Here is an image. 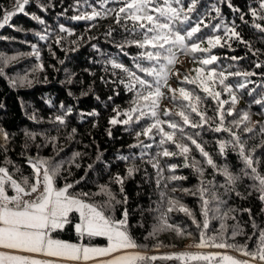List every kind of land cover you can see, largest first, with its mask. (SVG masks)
<instances>
[{"label": "trees", "instance_id": "1", "mask_svg": "<svg viewBox=\"0 0 264 264\" xmlns=\"http://www.w3.org/2000/svg\"><path fill=\"white\" fill-rule=\"evenodd\" d=\"M184 2L187 6L188 0ZM39 3L50 6L47 11H43L37 6ZM89 3L99 9L98 0H89ZM258 3L259 0H231V4L243 13H249L250 8L257 7ZM75 4L76 0H30L29 5L25 6L28 15L18 13L11 18L8 25L0 29V56L17 57L4 67L5 75L0 77V129L9 134L7 158L13 163L7 167L13 177L19 180L22 173L31 178L32 169L28 163V157L38 154L44 158L54 157L53 163H64L61 175L57 178V187L80 180V183L70 190L73 195L81 196L83 193H89L90 195L85 199L97 204L106 199L101 194L102 188L110 189L118 200L126 196L127 203L117 204L111 215L119 219L122 211L127 209L130 232L137 243L142 245L135 251L148 256L173 257L172 259H157L150 264H207L205 261L175 258L184 252L200 254L221 252L239 259H246L233 249L196 248L199 229L193 223L192 217L178 210L168 213V222L186 230L184 235H177L175 231L168 230L161 231L154 237L149 236L154 226L159 223L160 212L166 211L162 194L165 199L178 200L180 204L188 207L194 213L197 222H201L203 220L202 201L197 191L201 180L213 181L217 185H222L226 178L221 171L209 166L206 163L207 158L203 157L187 139L182 142L187 143L191 148L188 160H185L182 155L157 157L156 154L163 150L159 145L160 136L157 135L155 140H150L142 134L139 138L136 135L142 131L143 126L151 123L147 117L141 118L139 123L110 124L109 121L112 118L121 121L126 118L123 112L131 106L130 102L133 99V94L125 86L127 80L123 70L114 68L112 64L113 62L120 63L137 71L133 58L143 50L127 44L123 51L117 47L126 38L131 40L137 37L125 33L112 17L98 18L96 21L72 19L73 16L83 11H91L86 5L77 10L74 7ZM213 5L220 8L224 23L231 25L233 21L235 22L237 31L244 40L250 42L252 50H260L254 56L244 44L234 40L229 41L231 48L217 47L212 50V54L220 59L209 67H214L217 72L223 71L227 76L225 83L232 85L235 90V85L240 83L242 78L230 76L229 73L264 72V67H255L258 62L264 65V34L253 27L254 22L264 24V21H254L249 14L245 15V20L248 21L245 24L240 20L239 13L232 11L227 3H218L217 0H200L197 11L192 14L193 18L198 13L206 12H210L211 16L215 17L216 13L211 11ZM113 6L108 5V7ZM12 7L13 0H0V8L11 10ZM32 14L39 16L45 23L41 24L31 19ZM211 22L221 23L218 19ZM60 26L68 31H60ZM110 31L111 35H107ZM215 34L224 35L222 30ZM198 35H213V32L210 28H205ZM40 36L47 38L41 40ZM58 40L59 43H57ZM201 47L207 48L208 44L202 43ZM33 52H38V55H33ZM202 55L206 54H196L197 57ZM233 56L244 58L232 60ZM180 58H186L190 65L181 67L175 64L172 68L173 73L179 72L178 79L172 76L169 80L170 87L174 89L182 86L179 81H182L185 75L195 77L194 69L201 66L198 60L194 61L191 55L180 54L177 61ZM144 63L147 65V62ZM40 65H43V69ZM137 74L143 75L138 71ZM23 77H27L31 83L15 88L9 83V78ZM249 79L252 83L236 92L239 99L235 110L237 114L248 111L251 117L249 126L255 125V134H242V138L247 139L248 146H251L264 140V134L259 131L260 126L264 125V108L253 103L254 99H260L264 95V87H261L264 85V77L256 75ZM121 80L125 82L121 83ZM183 86L189 89L196 88V91L204 98L208 117H212L215 113L216 101L206 98V94L195 85L185 84ZM222 88L223 86L217 81L215 89L221 91ZM253 88L255 91L249 95L248 93ZM164 92L165 97L159 103L161 119L181 122L178 116H164L165 110L173 113L180 111L179 104L171 100L168 89H164ZM221 99L230 100V97L227 92L221 91ZM228 107L229 105H225L226 109ZM68 109L71 111H67ZM33 115L36 116V120L30 118ZM57 116H63L65 123L60 124L56 121ZM233 118H239V116H228L225 124L227 125ZM133 119L135 120L136 117L134 116ZM191 119L194 122L199 121L195 114ZM210 124L197 128L185 125L184 135L185 137L191 136L200 143L214 163L220 165L221 168L226 165L229 170L239 173L243 167V161L236 151L229 147L225 154H221L219 150V142L229 139L228 134L213 131L215 125L210 126ZM73 129L76 130L74 133ZM165 130H168L166 125ZM233 130L236 129L233 128ZM25 132L36 134L35 141H27L30 145L27 150L22 147L27 140ZM249 136L253 138L248 139ZM52 137L56 138L54 144L48 142L46 147H41L37 152L35 145H43ZM176 139L181 142L179 133ZM141 142L144 145L151 144V147H133V145H140ZM163 147L169 148L170 151H178L171 144H165ZM75 153H80V155L75 156ZM125 156L128 157L127 160L121 159ZM257 156L260 157L261 169L264 170V150H258ZM193 157L199 162L197 166L203 168V175L199 174L195 168L185 166L192 162ZM3 159L4 157L0 155V166H5ZM153 162L159 163L162 172L153 167ZM171 165L177 166L174 171L170 168ZM129 167L138 169L131 177L127 173ZM16 168L20 171L16 172ZM173 175L184 179H169ZM117 176L124 178L123 192L120 190L121 186L115 182ZM251 183L250 180L245 179L237 189L241 196L227 197L228 202L225 207L237 210L251 208L256 222L264 226V213L260 212V209L264 208V203L257 198L258 194L255 191H252V195H248ZM185 189L189 191L186 192ZM217 191L223 192V189L219 188ZM9 194H13L11 190ZM206 198L211 201V192ZM210 207H215V202H211ZM233 214L244 225L245 232L251 235L254 230L247 223L248 213ZM69 219L71 222L66 224L63 230L53 233L54 237L72 242L82 241L91 245L107 244V240L103 237H84L81 240L74 228L75 223L79 221L78 213L73 212ZM219 223L220 221L215 219L213 213L210 212L209 229L207 230L209 235L213 234L214 229L218 230ZM227 223L231 225L234 221L228 220ZM187 232L192 235L189 237ZM245 240V236H238L235 242L243 244ZM188 242L192 248L187 247ZM247 243L250 249L254 248L257 238L253 236Z\"/></svg>", "mask_w": 264, "mask_h": 264}, {"label": "snow or ice", "instance_id": "2", "mask_svg": "<svg viewBox=\"0 0 264 264\" xmlns=\"http://www.w3.org/2000/svg\"><path fill=\"white\" fill-rule=\"evenodd\" d=\"M217 2L227 3L232 11L239 13L240 20L245 24L248 23L245 20V15L249 14L254 21H264V0H259L258 6L250 8L249 13H243L239 8L234 7L231 0H217ZM29 3L30 0H13L11 10L0 8V15H2L0 29L8 25L11 18L18 13L28 15L25 6ZM199 3L200 0H188L187 6H185L184 0H98L99 9H97L89 3V0H76L74 7L77 10L86 5L91 11H83L79 15L73 16L72 19L96 21L98 18L112 17L114 22L124 29L125 33L137 37L131 40L126 38L117 47L123 51L125 44H127L143 50L133 58L135 69L143 75H138L137 71H133L120 63L113 62L112 64L114 68L123 70L127 80L125 86L133 94V99L130 102L131 106L123 112L126 118L122 121L112 118L109 121L110 124L139 123L141 118L147 117L151 123L143 126L142 131L136 135L139 138L142 134L150 140H155L157 135L160 136L159 145L163 150L156 154L157 157L182 155L185 160H188L191 148L187 143L182 142L187 139L203 157L207 158L206 163L221 171L226 178L222 185H217L213 181L201 180L197 190L202 201L203 220L201 222H197L194 213L188 207L180 204L178 200L165 199L162 194L166 211L160 212L159 223L154 226L149 236L154 237L159 232L168 230L175 231L177 235H184L186 230L168 222V213L178 210L192 217L193 223L199 229V240L195 244L196 248L233 249L246 259H239L221 252L207 254L184 252L176 256V259L187 258L193 261H205L207 264H256V262L264 264V226L256 222L251 208L237 210L225 207L228 202L227 197L231 195L241 196L237 189L245 179L252 182L249 185L251 190L248 195H252V191H255L258 194L257 198L264 203V170L261 169V159L257 156L258 150H264V140L248 146L247 139H243L242 134H255V125L249 126L251 117L248 111L237 114L235 110V105L239 99L236 92L252 83L250 77L256 75L264 77V72L236 71L229 73L230 76L242 78L241 82L235 85L234 90L232 85L225 83L227 76L223 71L217 72L214 67H209L220 59V57L212 54V50L217 47L231 48L229 41L234 40L244 44L253 52L254 56L260 50H252L250 42L244 40L240 32L237 31V25L234 21L231 25L223 22L221 10L216 5L211 8V11L216 13L215 17H212L210 12H206L198 13L193 18L192 14L197 11ZM109 4L114 6L108 7ZM37 6L41 10L47 11L50 5L39 3ZM30 18L41 24L45 23L35 14H32ZM216 19L220 20L221 23L213 24L211 22ZM253 27L264 34V24L254 22ZM205 28H210L213 35H198ZM221 30L224 33L223 36L215 34ZM60 31L67 32L68 30L60 26ZM107 35H111V31ZM46 38V36H40L41 40ZM205 42L208 47H201V44ZM198 53L206 55L197 57L196 54ZM180 54L191 55L194 61L198 60L201 66L194 69L195 77L185 75L183 80L179 81L182 86L179 89H174L170 87L169 80L172 76L179 78V72L173 73L172 68L177 63ZM33 55H38V52H33ZM243 58L231 57L232 60ZM16 59L15 56H0V77L5 75L4 67ZM144 62H147V65ZM40 67L43 69V65ZM255 67L261 68L264 65L258 62ZM217 81L223 86L221 91L227 92L230 100L221 99V91L215 89ZM120 82L124 83L125 81L121 80ZM9 83L15 88L31 83V81H28L27 77L9 78ZM185 84L195 85L206 94V98L216 101V109L212 117H208L204 98L196 91V88H186L183 86ZM164 89H168L171 100L180 106V111L175 113L165 110L164 116H178L181 122L161 119L159 103L165 97ZM254 91L255 88L248 94L251 95ZM253 103L264 108V95L260 99H254ZM225 105H229V107L226 109ZM61 107L64 106L61 105ZM67 111L70 112L71 109ZM92 114L95 115L96 113ZM193 114L199 118L198 122L191 119ZM117 115L119 116L120 113L118 112ZM237 115L239 118H233L227 125L225 124L228 116L235 117ZM134 116L136 117L135 120L133 119ZM30 118L36 120L35 115ZM55 119L60 124L65 123L63 116H57ZM210 122L215 125L213 131L228 134L229 139L219 142V150L221 154H225L229 147L236 151L243 161V167L239 173L229 170L226 165L221 168L220 165L214 163L212 157L200 143L191 136L185 137V125L197 128L204 124H210ZM233 128L236 130L234 131ZM72 131L74 133L76 130L73 129ZM259 131L264 134V125L260 126ZM177 133L180 134L181 142L176 139ZM109 135H111L110 131ZM25 136L27 140L22 147L27 150L30 147L27 141H35L36 134L25 132ZM252 138V136L248 137V139ZM55 140L56 138L52 137L43 145H35L37 152L41 147H46L48 142L54 144ZM165 144L173 145L178 151H170L169 148L163 147ZM8 145L9 134L0 129V155L4 157L3 164L5 165L0 166V249H2L0 251V264H61L63 261L74 262V264H80V262L88 264L91 261H96L97 264H150L157 259L173 258L170 256H148L135 251L142 245L137 243L130 232L127 209L122 211L119 219L111 215L117 204L127 203L126 196L122 200H118L110 189L102 188L101 194L106 199L97 204L85 199L90 195L89 193H83L81 196L73 195L70 190L80 183V180L64 183L62 187H57V178L61 175L64 163H53L54 157L44 158L38 154L28 157V163L32 169L31 178L21 173L20 179L17 180L7 167L13 163L7 158ZM140 146L150 148L151 144L144 145L141 142L140 145H133V147ZM79 155L80 153H75V156ZM121 159L127 160L128 157H121ZM198 163L193 157L192 162L185 166L193 167L199 174L203 175V168L198 167ZM76 166L79 167V165ZM153 167L162 172L158 162H153ZM176 167V165L170 166L173 171ZM19 171V168H16V172ZM136 171L138 169L135 167H129L127 169L128 176L131 177ZM169 179L184 178L173 175ZM115 182L121 186L120 190L123 192L124 178L117 176ZM157 182L159 183V180ZM219 188H222L223 192H218L217 189ZM9 190L14 194L10 195ZM184 191L189 190L185 189ZM209 192H211V201L206 198ZM192 194L196 195L197 193ZM211 202H215V207H210ZM73 212L78 213L79 216V222L75 223L74 228L81 240L84 237H103L107 240L106 246L73 243L54 237L53 233L63 230L64 226L71 222L69 217ZM210 212L213 213L215 219L220 221L218 230L214 229L211 235L207 232ZM236 212L248 213L249 221L247 223L254 230L251 235L245 232L244 225L233 214ZM260 212L264 213V208H261ZM228 220H232L234 223L229 225ZM186 234L189 237L192 235L190 232ZM238 236H245V243H236L235 240ZM253 236L257 238V243L254 248L250 249L247 241L251 240ZM229 240L233 242L229 243Z\"/></svg>", "mask_w": 264, "mask_h": 264}, {"label": "rangeland", "instance_id": "3", "mask_svg": "<svg viewBox=\"0 0 264 264\" xmlns=\"http://www.w3.org/2000/svg\"><path fill=\"white\" fill-rule=\"evenodd\" d=\"M176 65L181 66V67H185L186 65H190V63L188 62V60L186 58H180L177 61ZM78 222H76V223H78ZM65 241H67V240H65ZM69 242H72V241H69ZM73 243H84V242L81 241V242H73ZM84 244H86V243H84ZM186 245L188 248H192V247H190L191 246L190 242H188ZM94 246H106V244H100V245H94ZM188 248H185V249H188ZM0 251H2V249H0ZM61 264H74V262L63 261V262H61ZM80 264H83V262H80ZM88 264H97V262L91 261V262H88Z\"/></svg>", "mask_w": 264, "mask_h": 264}]
</instances>
